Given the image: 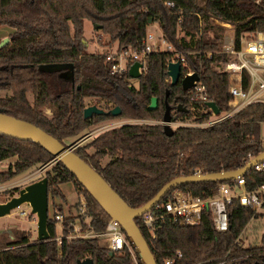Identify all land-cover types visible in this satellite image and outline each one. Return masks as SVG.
I'll return each instance as SVG.
<instances>
[{
  "label": "trees",
  "instance_id": "obj_1",
  "mask_svg": "<svg viewBox=\"0 0 264 264\" xmlns=\"http://www.w3.org/2000/svg\"><path fill=\"white\" fill-rule=\"evenodd\" d=\"M256 1L0 0V29L13 30L9 43H0V91L11 92L0 98V112L37 126L63 144L81 140L90 134H85L90 128L101 123L128 121L102 132L75 153L134 209L145 206L179 177L195 176L200 170L213 174L244 168L247 157L258 156L261 151L264 103H252L214 126H180L172 137L165 135L162 122L166 101L174 110V122L192 120L200 124L211 120L208 103L216 105L219 116L232 111L230 75L222 67L230 60L222 53L226 28L219 23L233 27L236 48L240 50L242 39L264 31V0ZM168 2L175 8L167 6ZM86 21L110 39L109 46L118 44L119 52H140L149 27L157 23L175 51L147 55L146 68L135 87L129 76L132 63L122 76H115L107 54L87 52ZM178 52L185 54L188 64L183 74L191 69L199 75L202 94L197 89L184 92L181 84L171 85L168 65ZM51 64H72L74 79L65 77L68 70H42ZM249 80L245 71V90ZM87 98L104 100L113 105L112 109L120 108L121 114L94 115L87 120ZM153 98H158V107L149 110ZM180 105L187 111L180 110ZM45 110L52 116H47ZM12 158H16L14 164L0 173L3 185L29 170L44 168L54 156L33 142L0 135V163ZM106 158L111 160L103 165ZM44 177L48 178L50 240L40 242L27 232H17L14 240L0 237V264H78L89 258L94 264H135L134 256L141 264L127 236L129 246L118 252L99 244L98 238L70 239L77 221L81 232L86 229L102 234L111 218L62 162L48 168ZM243 178L247 190L264 184V173L255 169ZM233 183L200 182L174 190L207 200L217 185ZM66 185H73L77 192L74 204L63 189ZM19 192L20 188L11 190L10 199ZM172 192L151 212L163 215L162 205ZM227 209L230 228L226 233L215 230L209 210L204 211L198 226L182 227L166 215L153 233L145 227L144 216L136 223L157 264H264V237L258 245L238 243L254 216L252 209L241 206L239 200H233ZM81 210L90 218L89 223ZM58 216H62L60 221Z\"/></svg>",
  "mask_w": 264,
  "mask_h": 264
},
{
  "label": "water",
  "instance_id": "obj_2",
  "mask_svg": "<svg viewBox=\"0 0 264 264\" xmlns=\"http://www.w3.org/2000/svg\"><path fill=\"white\" fill-rule=\"evenodd\" d=\"M150 24H152V22H150ZM100 28L101 26H97V29ZM8 43L9 40L6 39L3 45ZM142 69V63H134L129 69L130 78L139 80L143 75V72L141 71ZM42 70L48 72L68 70L65 77L71 80L74 79V66L72 64H51L42 67ZM167 74L170 78L171 85L175 86L177 84H181L184 92H189L195 89L197 84L200 82L198 74L182 78V67L179 62L169 63ZM168 95L169 93H167V96ZM181 100H183V98H181ZM158 103V98H153L151 105L149 106V110H156ZM207 106L213 114H220L214 103H208ZM179 109H183L182 105L179 106ZM183 110L187 111L186 109ZM172 112L173 108L166 101V112L162 125L164 127V133L168 137H172L175 133V129L172 125L174 122ZM104 114H112L114 117H118L121 114V110L116 107L111 111H105L94 105L88 106L84 110V117L87 120H90L94 115ZM0 135L23 142H33L50 152L54 156V159L41 170H47L57 162H62L97 201V203L105 210L111 220L116 221L121 225L123 231L135 249L141 264L157 263L147 241L136 223L137 218L150 213L164 200V198H166L179 186L200 182L225 183L235 181L248 173L255 165L264 162L263 152L244 168L233 172H219L213 174L179 177L166 184L145 206L134 209L123 200V198L111 187V185L99 174L96 169L90 166L75 153V150L88 140V136H85L71 146H66L37 126L8 116L2 112H0ZM25 204L31 207L32 214L37 217V239L40 242L49 241L51 236L48 230L49 198L47 177L26 186L19 192L18 196L12 197L9 201L5 203L0 202V218L11 215L14 210ZM109 255L110 257H113V253H110ZM78 264H94V262L91 258H89L78 262Z\"/></svg>",
  "mask_w": 264,
  "mask_h": 264
},
{
  "label": "built area",
  "instance_id": "obj_3",
  "mask_svg": "<svg viewBox=\"0 0 264 264\" xmlns=\"http://www.w3.org/2000/svg\"><path fill=\"white\" fill-rule=\"evenodd\" d=\"M259 3V0L256 1ZM170 8H175L173 3H166ZM224 28L230 30V34L224 36L222 45V53L230 57L227 63H223V71L230 75V95L233 100L230 103L232 111L228 114L215 115L212 112V119L204 123L194 124H182L186 127H209L221 123L230 118L234 113L241 111L246 106L252 103H264V31H258L254 34L247 36V39L241 40V48L237 50L233 27L230 24L219 23ZM164 47V49L162 48ZM174 48L170 45L165 38H157L152 33L147 35L144 40V48L138 52L137 50H118L114 54H107V61L113 63L112 74L115 76H122L124 72L129 69V64L132 65L136 62L143 64L142 72L146 68L145 59L147 55L160 52H174ZM208 57H212V53H208ZM179 62L182 67V78L197 74L193 70L189 69L183 74L184 69L188 68L185 54L178 52L170 60L169 63ZM250 77L247 90L244 89V72ZM199 94H202L204 87L199 82L197 87ZM204 99V97H199ZM179 123L173 122L172 125ZM264 128V124L262 125ZM89 138L92 134L87 135ZM88 138V139H89ZM261 151L264 152V132L261 135ZM259 154V155H260ZM258 155V156H259ZM257 156L249 155L246 160L248 165ZM252 169L260 173H264V162L255 165ZM205 174L202 170L198 171L195 175ZM0 189L6 188L3 186L0 180ZM233 200H239L241 206L250 208L254 212L252 218L256 219L264 213V184L254 188L253 190L246 189V181L243 177L238 178L233 184H219L216 187L214 195L207 199H201L195 197L191 193L183 192L180 190H174L170 199L162 205L164 210L163 215H156L155 213H148L144 217V225L152 233L157 228V222L162 220L163 217L172 216L179 222L182 227L198 226L202 222L203 213L205 210H209L212 214V220L214 228L218 233H226L229 231V213L228 205ZM83 205H86L85 201H82ZM158 207V206H157ZM62 216H58L57 220H61ZM75 230L77 231L76 227ZM81 233V231H80ZM71 238H99L104 239L103 245L108 247L113 252L122 251L125 247L129 246L126 239L125 232L121 225L113 220H110L106 227V231L102 234L84 235H72ZM59 240V239H58ZM238 243H240L238 241ZM132 251V250H131ZM181 257V254H179ZM135 264H138L134 256ZM170 264V262H168Z\"/></svg>",
  "mask_w": 264,
  "mask_h": 264
},
{
  "label": "rangeland",
  "instance_id": "obj_4",
  "mask_svg": "<svg viewBox=\"0 0 264 264\" xmlns=\"http://www.w3.org/2000/svg\"><path fill=\"white\" fill-rule=\"evenodd\" d=\"M13 33V30H11L8 27H4L0 29V43H4L6 39L10 40L11 34ZM149 33H152L157 38H161L163 36L162 30L159 26V24H152L149 27ZM230 34V30L227 28L225 29V35ZM85 37L86 41L88 42L87 52L88 53H101V54H114L115 51L118 50V44H114L112 46H109V38L104 36L101 32L96 31L94 25L90 21L85 22ZM164 49V47L162 46ZM131 83L138 87L139 80L132 79ZM10 91H0V98H4L7 96H10ZM28 99L32 103L33 102V96L31 93L28 94ZM97 106L103 110H111L113 108L112 104H108L104 100H97L94 98H91L90 100L85 101V106ZM45 113L47 116L51 117L52 113L49 110H45ZM133 121H130V123ZM138 122V121H137ZM108 122L101 123L97 126H94L90 128L85 134H92V138L89 140H86L82 145L89 144L96 136L101 134L102 132L112 129L115 127L122 126L126 123H129L128 121H121V120H115L109 122L108 126H106ZM111 123V124H110ZM154 123V122H150ZM194 124L192 120H187L183 123L179 122L173 125L174 129H177L178 127L182 126V124ZM102 126H105L102 128ZM264 132V128H263ZM262 132V133H263ZM77 139L74 140H67L65 144L67 146H71L76 142ZM81 145V146H82ZM90 154L94 153L93 149L89 150ZM110 158H106L102 161L103 165H106L108 162H110ZM16 161V158H12L6 161H3L0 163V173L7 172L12 164ZM46 170H41L40 168H34L32 170H29L28 172L24 173L20 177L16 178L14 181L9 182L7 184H4L3 186L6 188L0 189V202L5 203L10 200L11 193L10 191L14 188H20V191L24 189L26 186L31 185L35 182L40 181L44 178ZM65 193L68 195V198L70 200V203H75L77 199V192L73 185H66L63 187ZM19 193L15 194V196H18ZM81 202L85 201L83 197H81ZM81 214L84 215V212L81 210ZM85 216V215H84ZM86 223H89L90 218L88 216H85ZM75 227L77 231L72 235H84V234H91V231L83 229L84 231L80 233L82 230L81 223L79 221L76 222ZM17 232H27L31 235L33 239L37 238V217L32 214V209L29 205L25 204L22 205L20 208L14 210L11 215L0 218V237L4 239H11L14 240L15 235ZM57 234L60 236L62 234V227L59 224L57 227ZM264 237V213L261 214L259 218L251 220L249 225L247 226V229L245 230L244 234L241 237L240 243L244 244V246L248 245H258L261 243L262 238ZM99 239V238H98ZM104 239H99V244L103 245Z\"/></svg>",
  "mask_w": 264,
  "mask_h": 264
},
{
  "label": "crops",
  "instance_id": "obj_5",
  "mask_svg": "<svg viewBox=\"0 0 264 264\" xmlns=\"http://www.w3.org/2000/svg\"><path fill=\"white\" fill-rule=\"evenodd\" d=\"M90 99H91V98H87V99H85V101L90 100ZM112 122H113V121H112ZM124 122H125V121H124ZM108 123H109V122H108ZM108 123H107L106 125H109ZM110 124H111V123H110Z\"/></svg>",
  "mask_w": 264,
  "mask_h": 264
},
{
  "label": "flooded vegetation",
  "instance_id": "obj_6",
  "mask_svg": "<svg viewBox=\"0 0 264 264\" xmlns=\"http://www.w3.org/2000/svg\"><path fill=\"white\" fill-rule=\"evenodd\" d=\"M86 107H88V106H86ZM173 113H174V110H173L172 114H173ZM93 117H94V116H93ZM106 126H108V125H106ZM103 127H105V126H102V128H103ZM91 138H92V137H90L89 139H91ZM89 139H88V140H89Z\"/></svg>",
  "mask_w": 264,
  "mask_h": 264
}]
</instances>
